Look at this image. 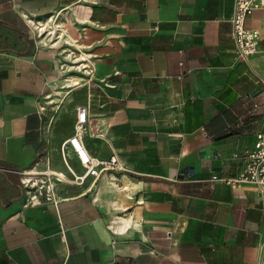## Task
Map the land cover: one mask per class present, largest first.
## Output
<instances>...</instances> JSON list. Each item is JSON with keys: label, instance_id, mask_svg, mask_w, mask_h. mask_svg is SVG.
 <instances>
[{"label": "crops", "instance_id": "0c3cea01", "mask_svg": "<svg viewBox=\"0 0 264 264\" xmlns=\"http://www.w3.org/2000/svg\"><path fill=\"white\" fill-rule=\"evenodd\" d=\"M234 6L0 0V264L259 263L264 194L251 182H208L239 177L264 132V8L246 18L261 40L243 60ZM58 15L69 19V44L39 41L28 20L55 26ZM67 49L88 57L95 74L64 92ZM82 91L70 129L59 133L61 109ZM81 105L88 151L116 154L124 167L116 182H72L61 147ZM69 163L82 172L70 147ZM47 168L67 181L56 184V203L45 186L33 205L23 175Z\"/></svg>", "mask_w": 264, "mask_h": 264}, {"label": "built area", "instance_id": "2783aa9c", "mask_svg": "<svg viewBox=\"0 0 264 264\" xmlns=\"http://www.w3.org/2000/svg\"><path fill=\"white\" fill-rule=\"evenodd\" d=\"M256 8H264V0H235L234 14L232 17V38L235 43V54L238 59L248 60V58L257 53L260 49L261 33L259 30L247 28L246 18ZM52 18L44 23H33L28 20L30 26L35 30V35L39 41L48 45H55L58 40L66 39L65 25L69 22L65 16L58 15L55 18L57 25L51 24ZM62 21L60 24L59 22ZM54 23V22H52ZM68 42V43H67ZM64 56L66 58V68L69 73L73 71L82 72V75L87 77V80H92L95 74L94 65L90 64L89 58L86 56L74 60H67L72 57L70 50H65ZM68 61V62H67ZM81 82H74L73 85H80ZM257 84L264 88V75H258ZM90 121L88 119V110L86 106L77 107V118L74 126V134L68 138L61 147V154L72 182L84 185L88 178L93 179L95 183L102 176H109L114 182L118 180V174L124 172V167L120 160L113 154L108 159H99L92 156L88 151L84 137L89 130ZM69 147L77 156L82 172L76 171L69 163ZM245 166L241 175L235 179L221 178L217 174H213L208 180L211 187H214L216 182H224L231 185H237L243 182H251L256 185L259 194H264V132L257 135L254 145L247 150L244 157ZM67 181L64 174L51 171L49 168L41 173L24 174L22 184L25 186L30 195V201L33 205L40 204V196L42 190L46 186L49 195V200L57 202L56 200V184ZM264 248V246H263ZM258 264H264V255L261 257Z\"/></svg>", "mask_w": 264, "mask_h": 264}, {"label": "rangeland", "instance_id": "374dc122", "mask_svg": "<svg viewBox=\"0 0 264 264\" xmlns=\"http://www.w3.org/2000/svg\"><path fill=\"white\" fill-rule=\"evenodd\" d=\"M63 16V15H61ZM60 24L62 23V21L59 22ZM83 54H76V53H72V57L71 58H67V60H74V56L77 58H79V60L81 59ZM68 62V61H67ZM66 64V61L64 62ZM67 69L65 68V72ZM75 69H72V71H70L68 73L67 76L63 77V79H70L72 82H65L63 85H64V89L63 91L66 92L67 90L71 89L72 86H76V85H73L74 82H81L80 84H82L83 82H85L86 80H83L82 76H80L82 74V72H78V71H73ZM74 78V79H71V78ZM70 86V87H68ZM80 86V85H78ZM77 93H80V96L78 97V94H76L77 97L74 98L72 100V102L69 104V105H66L65 107H63L61 109V119L59 121V124H58V131L59 133L60 132H65L67 130L70 129L71 125H72V122H71V117H70V109L73 107V106H77L79 104V100L83 98V91L82 92H77ZM51 100H54V98H51V99H48L47 101H51Z\"/></svg>", "mask_w": 264, "mask_h": 264}, {"label": "bare ground", "instance_id": "6f19581e", "mask_svg": "<svg viewBox=\"0 0 264 264\" xmlns=\"http://www.w3.org/2000/svg\"><path fill=\"white\" fill-rule=\"evenodd\" d=\"M34 23V22H33ZM66 80V82H72L70 79H65Z\"/></svg>", "mask_w": 264, "mask_h": 264}]
</instances>
